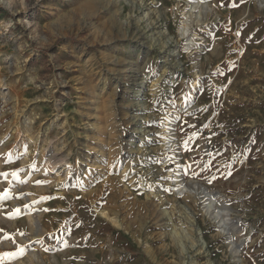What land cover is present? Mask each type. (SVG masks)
<instances>
[{"label": "rangeland", "instance_id": "rangeland-1", "mask_svg": "<svg viewBox=\"0 0 264 264\" xmlns=\"http://www.w3.org/2000/svg\"><path fill=\"white\" fill-rule=\"evenodd\" d=\"M0 6V264H264V0Z\"/></svg>", "mask_w": 264, "mask_h": 264}, {"label": "trees", "instance_id": "trees-1", "mask_svg": "<svg viewBox=\"0 0 264 264\" xmlns=\"http://www.w3.org/2000/svg\"><path fill=\"white\" fill-rule=\"evenodd\" d=\"M9 18V17H13L12 14L10 13L9 10H7L5 7L0 6V19L1 18ZM27 37V36H26ZM62 40H58V43L61 42Z\"/></svg>", "mask_w": 264, "mask_h": 264}, {"label": "snow or ice", "instance_id": "snow-or-ice-1", "mask_svg": "<svg viewBox=\"0 0 264 264\" xmlns=\"http://www.w3.org/2000/svg\"><path fill=\"white\" fill-rule=\"evenodd\" d=\"M0 175H4V176H6L7 173H0ZM13 175H15V173H13ZM38 183H41V182H38ZM19 253H20V254H23V248H20ZM4 255H14V254H11V253H5Z\"/></svg>", "mask_w": 264, "mask_h": 264}, {"label": "bare ground", "instance_id": "bare-ground-1", "mask_svg": "<svg viewBox=\"0 0 264 264\" xmlns=\"http://www.w3.org/2000/svg\"><path fill=\"white\" fill-rule=\"evenodd\" d=\"M183 31L187 32V31H188V27H184V28H183ZM185 32H184V33H185Z\"/></svg>", "mask_w": 264, "mask_h": 264}]
</instances>
